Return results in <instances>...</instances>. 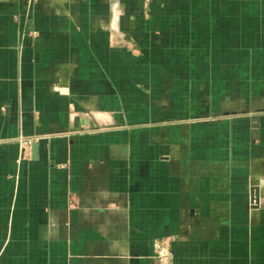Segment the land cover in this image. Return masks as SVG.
<instances>
[{"label":"crops","instance_id":"crops-1","mask_svg":"<svg viewBox=\"0 0 264 264\" xmlns=\"http://www.w3.org/2000/svg\"><path fill=\"white\" fill-rule=\"evenodd\" d=\"M156 240L264 264V0H0V264Z\"/></svg>","mask_w":264,"mask_h":264},{"label":"built area","instance_id":"built-area-1","mask_svg":"<svg viewBox=\"0 0 264 264\" xmlns=\"http://www.w3.org/2000/svg\"><path fill=\"white\" fill-rule=\"evenodd\" d=\"M23 151L22 155L24 158L25 156L29 155V149L33 144L31 139H27L23 141ZM154 249H155V259L159 264H173L172 263V253L170 250V242L166 240H156L154 242Z\"/></svg>","mask_w":264,"mask_h":264}]
</instances>
